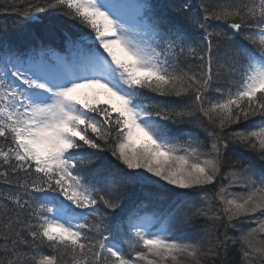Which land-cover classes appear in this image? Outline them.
<instances>
[{
	"label": "snow or ice",
	"instance_id": "obj_1",
	"mask_svg": "<svg viewBox=\"0 0 264 264\" xmlns=\"http://www.w3.org/2000/svg\"><path fill=\"white\" fill-rule=\"evenodd\" d=\"M0 17V264H264V0Z\"/></svg>",
	"mask_w": 264,
	"mask_h": 264
},
{
	"label": "trees",
	"instance_id": "obj_2",
	"mask_svg": "<svg viewBox=\"0 0 264 264\" xmlns=\"http://www.w3.org/2000/svg\"><path fill=\"white\" fill-rule=\"evenodd\" d=\"M4 0H0V3H3ZM162 2V0H161ZM17 3L20 4L21 9L24 7V0H17ZM12 17H9V20H11ZM4 23V18L0 17V24ZM48 24L47 20L40 21V22H34L31 25L30 31L31 33L41 37L42 42L45 44H53L54 41H57L61 43L62 38H63V32L57 31L55 38L50 37L46 32H45V27ZM29 29H24L23 32H12L9 34L7 37V40L17 46L23 47L25 46L29 41H30V36L27 35ZM193 130L195 131L194 127ZM201 138H203L201 136ZM157 189H155L152 186H141L139 184L136 185H131L129 187V195L132 198V200H136L139 202L140 200L144 201L145 204V210H158L159 205L155 201H149L146 199V195L149 192H156ZM131 202V201H130ZM203 221H197V224H202ZM236 255L235 249L230 251L229 253V259H232Z\"/></svg>",
	"mask_w": 264,
	"mask_h": 264
}]
</instances>
